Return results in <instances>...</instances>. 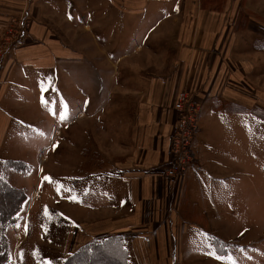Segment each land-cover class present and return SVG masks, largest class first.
Listing matches in <instances>:
<instances>
[{
  "label": "crops",
  "instance_id": "1",
  "mask_svg": "<svg viewBox=\"0 0 264 264\" xmlns=\"http://www.w3.org/2000/svg\"><path fill=\"white\" fill-rule=\"evenodd\" d=\"M169 1L0 0V33L12 16L25 15L30 21L22 43L0 57V153L20 147L15 139L25 140L24 116L32 107L28 97L36 91L45 96L68 71L70 91L86 93L87 103L91 100L96 33L108 37L106 44L98 42L97 46L110 63L111 38L121 47L126 36V11H135L129 15L134 22H142L147 16L144 9ZM180 2L175 68L164 78L150 79L138 100L128 157L97 169H76L78 180L70 193L76 201L65 199L70 203L71 226L64 244L62 239L54 250L60 253L59 264L79 246L109 235L123 237L126 264H175L178 260L183 264H225L208 253L234 258L246 246H256L251 241L238 242L235 233L250 231V214L264 213L251 203L255 198L254 163L247 142L254 126L250 116L256 110L264 112V84H256L249 66L255 68L257 56L264 65V51L253 45L237 50L248 55L246 68L251 77L241 78L239 68L245 62L231 57L235 46L231 47L229 29L233 1H226L224 11L202 7L199 0ZM79 14L85 18L82 22ZM115 21L119 25L114 38L98 25ZM252 21L247 16L251 43L264 37V28L251 29ZM78 32H87L90 42L76 40ZM79 71H85L80 80ZM180 90L191 91L202 109L192 145L194 164L177 181H168L164 170L177 121L173 105ZM90 114L88 122L94 112ZM15 118L17 126L12 122ZM72 145L79 148V144ZM211 238L224 244L221 252ZM258 247L264 250L262 245ZM9 259L7 264H14L10 255Z\"/></svg>",
  "mask_w": 264,
  "mask_h": 264
},
{
  "label": "rangeland",
  "instance_id": "2",
  "mask_svg": "<svg viewBox=\"0 0 264 264\" xmlns=\"http://www.w3.org/2000/svg\"><path fill=\"white\" fill-rule=\"evenodd\" d=\"M226 1L199 0V3L202 7L224 11ZM230 1H233L230 8L234 6L229 16L231 47L235 45L233 51L231 48V57L233 60L238 57L244 60L245 64L239 70L241 78L246 79L251 77L248 75L250 70L246 68L248 55L240 54L237 50L244 51L247 47L251 49L253 43L250 38L252 32L246 29L247 16L254 20L250 23L251 29L259 31L264 28V0ZM148 8L150 9H144L147 16H143L145 20L142 22H134V17L129 15L131 11H126V36L121 47L118 43L114 44V39L111 38L110 63L107 61L106 52L98 53L97 46L98 42L106 44L108 37L101 33L94 35L95 85L93 96L88 103L86 93L77 91L73 94L70 91L69 71L60 78V84L52 87L45 96L36 91L28 97L32 107L29 114L24 116L25 140L15 139L14 144L20 147L13 146L0 153V175L8 178L11 185L23 188L27 197L17 222L8 226L4 232L8 240L9 255L14 264H59L56 259L60 257V253H54V250L62 239L64 244L71 226L70 214L67 213L70 203L65 199H69L74 182L78 180L76 169H97L128 157L134 135L138 100L146 91L150 79L164 78L175 68L178 48L176 33L180 21L178 17L182 10L181 2L170 0L160 7ZM229 11L230 9L226 13ZM22 16L25 15L12 16L2 28L0 57L22 43L23 40H18V21H13ZM82 20L85 18L79 14V21ZM98 25L104 26L105 33L111 32L114 38L119 22H99ZM80 33H77L76 40L90 42L87 32ZM262 59L259 56L253 59V70L252 66H249L259 86L264 84ZM84 76L85 71H82V74L79 71L77 79L80 80ZM81 87L83 86H80V89ZM90 112H94V116L88 122L87 116L91 115ZM258 113L256 110L255 115L250 116L254 126L247 142L249 159L254 163L255 198L251 203L255 209H264V112H261L262 115ZM61 114H66V119L62 120ZM12 122L14 126L19 123L16 118ZM16 133L21 136V133ZM72 144H79V148H74ZM5 156H8V159ZM6 160L23 161L29 170L21 173L8 169L5 166ZM45 177L51 178V182ZM178 178L171 181H177ZM45 208L48 211L47 216L44 214ZM248 219L251 223L248 229L250 231L243 232L239 229L235 233V240L242 243L251 241L256 246H246L242 253L232 259L235 262L238 257L237 264H264L261 258H264V250L258 247H264V213L250 214ZM230 235L231 232L227 237ZM223 245L220 241V248ZM179 262L178 260L174 263L183 264V261ZM223 263L226 264L225 261Z\"/></svg>",
  "mask_w": 264,
  "mask_h": 264
},
{
  "label": "trees",
  "instance_id": "3",
  "mask_svg": "<svg viewBox=\"0 0 264 264\" xmlns=\"http://www.w3.org/2000/svg\"><path fill=\"white\" fill-rule=\"evenodd\" d=\"M252 45L257 50H264V37L254 39ZM5 166L21 173L29 170L25 162L18 160H6ZM25 201L24 189L11 185L5 177L0 175V264H7L10 260L5 229L17 222ZM211 241L221 252L220 241L216 238H211ZM127 260L128 251L123 237L109 235L94 238L79 246L60 264H126Z\"/></svg>",
  "mask_w": 264,
  "mask_h": 264
},
{
  "label": "built area",
  "instance_id": "4",
  "mask_svg": "<svg viewBox=\"0 0 264 264\" xmlns=\"http://www.w3.org/2000/svg\"><path fill=\"white\" fill-rule=\"evenodd\" d=\"M13 21H18V40L22 41L28 32L29 18L22 16ZM173 109L177 114V121L169 140L170 160L164 170V176L168 181L180 177L194 164L192 145L198 132L202 106L191 91L180 90L176 94Z\"/></svg>",
  "mask_w": 264,
  "mask_h": 264
},
{
  "label": "snow or ice",
  "instance_id": "5",
  "mask_svg": "<svg viewBox=\"0 0 264 264\" xmlns=\"http://www.w3.org/2000/svg\"><path fill=\"white\" fill-rule=\"evenodd\" d=\"M60 118L63 120V119H66V114H61ZM46 180H49L51 182V178L49 177H45ZM57 191L59 192L60 191V186L57 187ZM71 200L73 201H76V197L75 196H72L70 197ZM44 214L47 216L48 215V211H47V208H45L44 210ZM208 254L210 255H213L214 258L218 259V260H221V261H225L226 264H235V262L233 261L232 257L230 256H223V255H216L214 252H209Z\"/></svg>",
  "mask_w": 264,
  "mask_h": 264
}]
</instances>
